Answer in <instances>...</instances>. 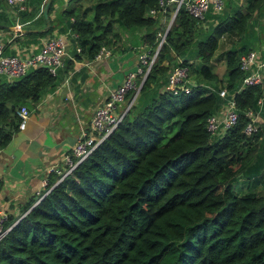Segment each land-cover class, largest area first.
I'll return each mask as SVG.
<instances>
[{
  "label": "trees",
  "instance_id": "1",
  "mask_svg": "<svg viewBox=\"0 0 264 264\" xmlns=\"http://www.w3.org/2000/svg\"><path fill=\"white\" fill-rule=\"evenodd\" d=\"M60 1L50 0L47 13L55 10L61 22L72 18L67 26L75 44L91 58L117 35L114 27L149 51L156 46L163 24L147 10L157 0H94L86 9L75 6L79 0L64 8ZM263 2L208 13L207 22L180 8L121 121L63 179L55 183V172L47 175L0 239V264H264V193H237L231 184L236 170L247 189L253 177L264 182V140L242 132L262 89H238L237 62L250 47L243 36L249 16ZM52 29L49 22L33 34ZM223 35L242 41L223 51L224 77L217 79L211 59ZM178 56L197 84L173 94L166 75ZM59 75L36 67L0 78V148L17 129L19 106L59 85ZM221 88L233 93L238 119L211 137L204 121L221 106Z\"/></svg>",
  "mask_w": 264,
  "mask_h": 264
},
{
  "label": "crops",
  "instance_id": "2",
  "mask_svg": "<svg viewBox=\"0 0 264 264\" xmlns=\"http://www.w3.org/2000/svg\"><path fill=\"white\" fill-rule=\"evenodd\" d=\"M43 1L26 0L27 10L19 15V20L25 24L21 35L13 38L10 37L15 22L13 11L0 1V32L6 53L26 56L37 51L41 40L51 35H65L67 41L63 66L58 70L59 85L46 90L36 102L27 101L29 114L24 127L17 128L0 148V213L8 219L16 218L22 207L42 191L43 179L61 167V155L82 130L87 129L95 106L121 82L125 72L134 67L138 53L145 48L128 33L114 27L117 35L105 46L110 55L95 61L86 52L76 51L74 33L67 26L72 18L68 23L66 19L61 22L52 10L43 17L44 21L39 20L38 11ZM93 1L79 0L75 6L86 9ZM223 2L221 13L224 14L246 4V0ZM69 5L68 0L60 1L62 8ZM53 7L56 9L58 3L54 2ZM86 15V18L91 17L90 12ZM49 22L53 27L50 32L34 36V32L43 31ZM243 36L249 41L247 49H259L264 58V2L250 14ZM238 37L242 41V37ZM230 38L231 45L235 36ZM172 56L175 57L173 52ZM258 121L257 138L261 141L264 140V102L259 108Z\"/></svg>",
  "mask_w": 264,
  "mask_h": 264
},
{
  "label": "built area",
  "instance_id": "3",
  "mask_svg": "<svg viewBox=\"0 0 264 264\" xmlns=\"http://www.w3.org/2000/svg\"><path fill=\"white\" fill-rule=\"evenodd\" d=\"M6 3L13 11L15 22L10 32V37L21 35V27L25 22L19 20V15L27 10L26 0H0ZM45 1V0H44ZM43 1V3H44ZM224 0H157V4L147 10V15L160 18L163 24L156 32L157 42L153 51L141 50L137 55L134 67L125 72L119 84L110 89L101 102H99L91 113L89 125L86 130L76 137L71 147L61 155V167L53 170L57 175L55 183L67 176L78 162L84 159L97 143L103 140L121 121L127 109L134 102L139 87L149 71L151 65L157 58L158 50L164 41L167 29L171 25L177 11L183 8L187 14L196 21H205L208 13H221ZM43 3L38 11L42 13ZM168 13V16L165 14ZM0 32V78L11 80L24 75L29 69L44 67L48 73L55 76L63 66L66 48L65 35L46 36L40 42L37 51L26 56L9 54L4 51V43ZM76 38L77 35L74 33ZM76 51L80 52L79 46ZM110 55L105 46H100L93 55V59L98 61ZM183 56L176 57L171 64L166 75V89L173 94L188 92L197 83L190 79V68L183 63ZM189 62V60H188ZM238 68L243 73L238 89L245 86L258 85L262 89V95L257 99V109L248 108L245 115L248 121L242 132L249 136L259 132L258 113L261 104L264 102V58L259 49H247L238 56ZM66 81V79H65ZM211 89H213L211 87ZM218 95L223 99L218 110L206 116L204 127L211 137L223 135L228 129L233 127L238 119V113L233 93H229L225 88L217 90ZM128 101L125 103V99ZM16 114L19 118L17 128L22 129L29 114V109L25 105H20ZM43 187L46 178L42 181ZM19 215L16 217L18 218ZM14 218L10 224L4 226L7 218L0 213V239L6 234L15 223Z\"/></svg>",
  "mask_w": 264,
  "mask_h": 264
},
{
  "label": "rangeland",
  "instance_id": "4",
  "mask_svg": "<svg viewBox=\"0 0 264 264\" xmlns=\"http://www.w3.org/2000/svg\"><path fill=\"white\" fill-rule=\"evenodd\" d=\"M207 22V21H205ZM235 38L232 40L231 44H233L234 41L238 40V36L234 35ZM232 36H228V35H223V37H221L219 39V45L217 50L215 51L213 57H212V63L214 64L213 67V71L216 75L217 79H223L224 77V71H225V65H224V60H223V51L226 50L227 47H230V41ZM197 60L194 59V63ZM190 68V79H192L193 81H195L196 78V73L193 72L191 70V66H189ZM128 101V97H126L125 99V103ZM239 170H236L234 173V180L231 181V184L235 190V192L239 193V192H251V193H264V186H262L263 181H260L261 178H259L258 180H255L254 177L252 178L253 180L251 181V185L250 187L247 189L246 188V180L242 179V178H238V174H239ZM255 177H260V176H255ZM264 183V182H263Z\"/></svg>",
  "mask_w": 264,
  "mask_h": 264
},
{
  "label": "water",
  "instance_id": "5",
  "mask_svg": "<svg viewBox=\"0 0 264 264\" xmlns=\"http://www.w3.org/2000/svg\"><path fill=\"white\" fill-rule=\"evenodd\" d=\"M50 0H45V4L43 6V10H42V15L44 18L47 17V4L49 3Z\"/></svg>",
  "mask_w": 264,
  "mask_h": 264
}]
</instances>
